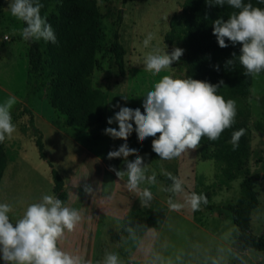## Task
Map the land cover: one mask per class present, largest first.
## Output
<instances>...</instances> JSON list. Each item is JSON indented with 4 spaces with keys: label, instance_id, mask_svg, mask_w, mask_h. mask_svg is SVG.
<instances>
[{
    "label": "rangeland",
    "instance_id": "1",
    "mask_svg": "<svg viewBox=\"0 0 264 264\" xmlns=\"http://www.w3.org/2000/svg\"><path fill=\"white\" fill-rule=\"evenodd\" d=\"M9 2L0 0V88L21 100L15 109L16 103L11 109L17 131L11 140L6 139L2 143L7 161L0 178V203L13 205V212L9 214L11 222L14 224L27 204L38 201L42 194H53L51 166L62 178L66 204L79 209L85 217L80 229L87 231L88 235L72 238L74 245L87 258L95 259L96 264L102 262L106 251H120L123 255L117 247L120 236L116 229V215L127 213L157 229L161 228L160 221L165 215L170 216L176 231L169 235L178 246L218 236L233 227L224 204L235 203L243 195L241 182L245 176L264 172V72L258 78L251 77L248 92L241 100L247 106L245 135L249 153L246 163L231 177L222 173L223 163L213 158L211 146L200 145L195 151L171 161H161L159 156L147 157L144 151L137 149L136 154L144 159L150 171L159 173L163 167L173 175L186 177L192 190L207 196L209 207L204 206L195 213L187 210L169 213L167 195L157 193L153 188L155 199L152 209H143L138 198L124 189L126 178L118 181L115 172L110 170V167L123 170L126 167L124 159L107 158L109 151L117 150L127 141L113 139L104 130L108 127L118 130V124L113 121L109 125L107 119L113 117L119 107L140 108L143 113L145 95L162 76L184 78L183 46L164 40L173 15L177 16V25L185 24V17L181 15L182 0H102L101 6H98L100 0H94L103 37V46L95 53V65L90 76L91 86L104 94L103 122L99 128L68 125L64 115L49 105L47 81L50 75L46 70H41L37 79L30 74L26 52L28 41L23 40L18 32L13 34V29H20L21 24L11 16ZM114 29L124 48L122 75L117 72L109 47ZM149 32L155 33V39L145 48L143 40ZM4 36L8 39L5 40ZM36 42L43 50V40ZM153 47L165 48L167 53L181 48L183 55L172 63L170 69L154 77L143 65L144 56ZM2 93L0 90V103L7 99ZM121 95H128V100H123ZM130 122L135 129L134 121ZM34 128L41 136L44 159L38 156L34 144L37 136ZM133 133L137 136L134 130ZM150 138H146L144 143L149 144ZM136 154L127 159L134 160ZM158 179L170 183L160 175ZM84 184H91L93 188L98 186L105 192L110 190L114 199L107 206V214L100 207L98 197L92 198L84 193ZM253 185L258 202L250 212L249 229L254 234H264V176L256 179ZM0 264L5 262L0 259Z\"/></svg>",
    "mask_w": 264,
    "mask_h": 264
},
{
    "label": "clouds",
    "instance_id": "2",
    "mask_svg": "<svg viewBox=\"0 0 264 264\" xmlns=\"http://www.w3.org/2000/svg\"><path fill=\"white\" fill-rule=\"evenodd\" d=\"M209 3L234 9L226 20L217 18L213 21V35L221 48L228 47L225 38L233 45L239 43L238 59L244 75L258 78L264 72V8L254 6L250 0H210ZM258 3L264 4V0H258ZM101 5L102 0L98 6ZM42 7L40 0H10L11 16L24 24L20 29H13V34L18 32L25 41L42 39L56 44L57 38L47 15H41ZM154 39L155 33L149 32L143 46L148 48ZM182 55L181 48L167 53L165 48L153 47L144 56L143 65L155 77L170 69ZM226 65L234 68V58L227 60ZM222 86L223 81L211 84L190 77L164 75L145 95L143 113L140 108L119 107V111L107 119L109 125L115 121L118 130L108 127L105 134L127 141L134 130L141 142L148 137H157L151 146L161 161L180 158L198 149L205 137L217 141L235 123L236 101L226 100L218 94ZM121 98L127 101L129 96L121 95ZM16 102V97L10 96L0 103V143L11 140L17 131L11 116ZM130 121H134L135 129ZM245 133L243 128L232 133L229 142L233 150L239 147ZM137 151L123 143L117 150L109 151L107 158L124 159L126 167L123 170L112 167L110 170L115 172L118 181L126 178L123 187L138 198L140 207L152 209L153 188L157 193L167 195L169 213L184 210L195 213L209 204L204 193L192 190L186 177L173 175L163 167L159 173L150 171ZM132 154H136L135 159L129 161L127 158ZM158 175L170 183L159 180ZM83 191L92 198L98 197L100 207L107 214V206L114 199L110 190L105 192L98 186L93 188L91 184H84ZM12 212V204L0 203V259L5 264H91L86 254L70 246L69 237L80 230L85 218L79 209L54 194H42L38 201L24 207L14 224L9 215ZM170 221L171 217L165 215L160 221L161 228L157 229L127 213L116 215V229L120 236L117 247L123 255L120 251H106L102 262L97 264H264V252L246 243L236 226L227 228L218 236L178 246L169 235L176 231Z\"/></svg>",
    "mask_w": 264,
    "mask_h": 264
},
{
    "label": "trees",
    "instance_id": "3",
    "mask_svg": "<svg viewBox=\"0 0 264 264\" xmlns=\"http://www.w3.org/2000/svg\"><path fill=\"white\" fill-rule=\"evenodd\" d=\"M43 4L41 15H47L57 38V43L43 41V50L36 41H28L27 60L28 70L34 79L40 76L41 70L50 75L47 81L49 105L64 115L68 125L80 128H99L103 122V92L91 86L90 76L95 65V53L103 46V37L99 27V12L94 0H40ZM210 0H182L181 15L185 17V24L177 25V16L170 19L169 31L164 35L165 42L178 43L185 50L184 78H192L223 86L218 90L226 100L236 101L237 113L233 126L225 130L217 141H210L206 137L201 145L213 148V158L223 163L222 173L228 177L233 175L245 163L249 153L246 135L239 141V147L233 150L231 135L238 129L246 128L247 106L241 101L248 92L251 77L244 75V69L239 64L241 45H233L225 38L228 47H219L213 35V21L217 18L227 19L234 11L227 5L210 4ZM249 2V0H245ZM256 6L264 8L258 0H250ZM119 19V18H118ZM21 28L24 26L20 21ZM117 72L124 71V48L118 41L114 29L109 43ZM235 54L236 57H233ZM235 60L234 68L227 66L226 61ZM217 68L219 70H217ZM34 138L38 156L44 159L41 136L36 128ZM150 143L139 141L132 132L127 145L147 155L157 158ZM7 161L3 144L0 143V178ZM50 166V165H49ZM264 176V172H252L241 182L243 195L235 203L224 204L223 208L229 213L234 226L243 234L246 243L252 248L264 250V234H254L249 229L250 212L257 206V193L253 182ZM52 192L62 201L66 198L63 182L57 171L50 166ZM209 207V206H207Z\"/></svg>",
    "mask_w": 264,
    "mask_h": 264
},
{
    "label": "crops",
    "instance_id": "4",
    "mask_svg": "<svg viewBox=\"0 0 264 264\" xmlns=\"http://www.w3.org/2000/svg\"><path fill=\"white\" fill-rule=\"evenodd\" d=\"M27 52V51H26ZM0 90L3 92L2 94H3V96L5 97V98H8V97H10V96H14V97H16V105L14 106V109L16 108V106H17V104L21 101L17 96H15L14 94H12L10 91H8V90H4V89H1L0 88ZM66 199L67 198H65V200H64V202L66 201ZM66 203V202H65ZM106 233L108 234V232L106 231ZM85 235H88V233H87V231H85V230H78V232L74 235V236H70L69 237V240L72 242L71 243V247H75V245H74V239H72V238H74L75 236H85ZM109 235V234H108ZM120 237H118L117 238V240L119 239ZM116 239V238H115ZM87 258V257H86ZM90 262H91V264H96V262H95V259H93V258H91L90 259V257L88 256V258H87Z\"/></svg>",
    "mask_w": 264,
    "mask_h": 264
},
{
    "label": "built area",
    "instance_id": "5",
    "mask_svg": "<svg viewBox=\"0 0 264 264\" xmlns=\"http://www.w3.org/2000/svg\"><path fill=\"white\" fill-rule=\"evenodd\" d=\"M4 37H6V36H4Z\"/></svg>",
    "mask_w": 264,
    "mask_h": 264
}]
</instances>
